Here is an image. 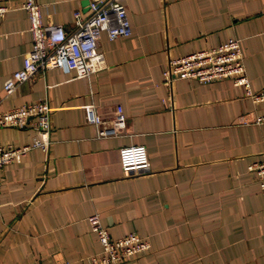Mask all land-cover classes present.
Returning a JSON list of instances; mask_svg holds the SVG:
<instances>
[{"label":"crops","instance_id":"0c3cea01","mask_svg":"<svg viewBox=\"0 0 264 264\" xmlns=\"http://www.w3.org/2000/svg\"><path fill=\"white\" fill-rule=\"evenodd\" d=\"M37 1L45 23L72 30L91 0ZM23 2L0 0L12 7L0 20V113L46 99L52 142L0 166V264H92L101 250L92 213L114 237L148 239L124 264H264V194L248 169L264 154V123L254 122L264 101L227 79L164 78L172 57L233 35L262 89L264 0H123L132 32L102 31L104 62L89 79L51 68L6 94L32 45ZM35 134L0 126V144ZM128 145L146 148L149 168L123 171Z\"/></svg>","mask_w":264,"mask_h":264},{"label":"built area","instance_id":"2783aa9c","mask_svg":"<svg viewBox=\"0 0 264 264\" xmlns=\"http://www.w3.org/2000/svg\"><path fill=\"white\" fill-rule=\"evenodd\" d=\"M22 7L27 11L32 45L26 53L25 64L16 69L4 86L5 93H12L20 83L32 78L39 71L61 68L74 72L76 77L90 78L104 62L100 50V36L107 31L113 39L127 36L132 25L123 0H91L89 13L84 16L81 9L74 11L75 26L67 30L63 24L45 23L41 5L37 0H24ZM12 7L0 3V20ZM169 84L176 79H194L200 83L230 80L244 88V94L254 102L264 101V87L254 90L247 75L240 39L233 35L226 41L207 49H201L172 57L164 72ZM92 121L101 127L105 122L94 108L86 105ZM53 107L46 99L14 106L0 113V126L22 127L31 124L36 134L30 143L21 146L0 144V166L20 161L30 150L40 148L48 151L51 140V114ZM255 123H264V115H257ZM102 129V128H101ZM101 132H105L102 131ZM100 132V133H101ZM123 171L147 169L150 161L143 145H128L120 149ZM257 178L264 194V155L248 165ZM101 245L99 253L92 255V264H124L131 256L150 247L147 238L136 231L114 237L100 220L99 213L88 217Z\"/></svg>","mask_w":264,"mask_h":264},{"label":"rangeland","instance_id":"374dc122","mask_svg":"<svg viewBox=\"0 0 264 264\" xmlns=\"http://www.w3.org/2000/svg\"><path fill=\"white\" fill-rule=\"evenodd\" d=\"M264 155V154H263ZM262 156V155H261Z\"/></svg>","mask_w":264,"mask_h":264}]
</instances>
